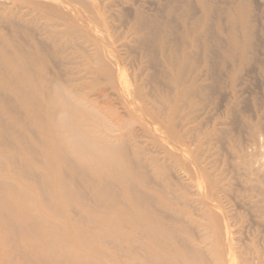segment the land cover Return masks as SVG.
I'll use <instances>...</instances> for the list:
<instances>
[{
    "label": "bare ground",
    "instance_id": "bare-ground-1",
    "mask_svg": "<svg viewBox=\"0 0 264 264\" xmlns=\"http://www.w3.org/2000/svg\"><path fill=\"white\" fill-rule=\"evenodd\" d=\"M109 2L0 0V20L16 18L28 38L24 47L0 29V223L6 230L18 224L39 230L40 243L65 231L78 241L69 245L61 236L79 264H150L162 247L170 258L160 260L159 254V264H210L204 254L214 264H264V234L248 231L249 243L234 236L244 217L232 213L229 203L231 194L250 201V213L264 226V197H257L264 160L232 147L234 170L245 169L234 192L223 166L198 149L220 133L215 126L224 124L223 114L204 130L195 117L213 89L206 79H216V62L233 66L227 115L241 69L253 63L264 76V56L253 45L264 10L254 19L253 0L225 7L215 0H172L164 19L135 7L133 22L114 37ZM6 132L38 183L23 180L15 169V153L2 146ZM75 180L94 200H84ZM182 232L186 240L178 237ZM27 245L42 262L66 263Z\"/></svg>",
    "mask_w": 264,
    "mask_h": 264
},
{
    "label": "rangeland",
    "instance_id": "rangeland-1",
    "mask_svg": "<svg viewBox=\"0 0 264 264\" xmlns=\"http://www.w3.org/2000/svg\"><path fill=\"white\" fill-rule=\"evenodd\" d=\"M106 1L108 2L112 1L111 3L110 2L108 3V6L106 8V15L108 17L109 23L111 22L110 23L111 27H113L111 32L113 31L112 34L114 35V37H117L119 34H123V32H125L127 28L130 26V24L133 22L134 20L133 14H134L135 7H140L148 15L153 16L156 14L157 15L161 14L162 19H164L162 12H164L165 8L172 0H101V2L103 3H105ZM231 1L232 0H228V1L227 0H215V3L217 5H220L221 7H225L226 5L230 4ZM252 4H253L252 9L254 11L253 18L255 19L261 13H263L264 0H253ZM194 9H195L194 14L199 13L198 11L199 9L197 6H194ZM221 20H222V24L224 28L227 29L228 25L226 22L225 15L221 16ZM258 27L259 28H257L255 31L253 45H254V50H256V53H258L257 54L258 57L263 58L264 39L262 37H264V34H263L264 33V22L262 24L260 23ZM0 29L4 32V34H6V37L12 40L14 43L21 44L24 47L28 46V38L25 33L26 27L24 26L23 23L18 22L16 18H10L9 16L2 18L0 20ZM213 32H215L214 29H213ZM35 37L41 38V35L35 32ZM117 42L119 43V41ZM258 46H261V48ZM122 51L123 53H125L124 49H122ZM230 67L232 68L233 66L232 64H229V63L223 67L219 64V62H216L214 64L212 74L214 73L216 74L215 77L218 81L215 78L214 80H211L210 78L206 79V84L208 85L212 84L213 89H211L212 91L210 90V92L208 93L209 95L207 99L204 100L202 104L196 106L197 109L195 112V117L197 118L196 120L198 122L202 120L200 123H201V127L203 128L202 130H204L206 128H211L213 125H216V123L214 122V119H216L218 116L221 117V115L223 114L222 116H224L223 117L224 124L221 123L215 126L219 130L220 133H218V135L215 138L206 139L205 140L206 143L204 142L205 144H203L202 142V144L200 145V148L198 149H199V152H202V150L205 149L204 153L206 154L204 155L203 152H202L203 155L201 153L200 154L204 158L208 159L209 162L214 160L216 163H218L217 165L220 164L219 166L221 165L223 166L224 174H227L230 177V183L232 185L233 191L237 192L242 187V184H240L236 178L239 175H242V173L245 172V169L240 167L237 170H234V167L232 164L234 160L236 159V157H234L236 156V153L235 151L232 150V147L235 145V147H240L242 150L246 151L247 153H259V156H260L259 159L264 160V151L263 149H261L262 147L259 146V141L261 143L263 141L262 139L264 138L263 137V133H264L263 132L264 131V76H262L259 73V71L256 68V65L253 63L252 64L249 63V65L247 64L241 69V71L239 72L237 76L238 78L236 79V81L238 82L235 81L233 83V89L234 90L236 89L235 103L233 104V107L231 108L232 111L228 113L227 115L225 114L226 111L224 107L228 103V100L231 98L230 94H231L232 86L230 85L231 83L228 78V73L229 71H231ZM204 76L202 75V77ZM216 102H217V105L214 106L213 104H215ZM67 113L70 115V110H67ZM120 113L124 114L123 111H121ZM197 115L199 116L197 117ZM136 130L138 133H141V130L138 126ZM259 133L262 135H260ZM72 134L75 137L81 136V135H74L76 134V132L73 129H72ZM219 134L222 136H220ZM8 139H9V134L6 132V135L5 134L2 135V141H3L2 146L6 147V149L12 150V153H15V158H14L15 159L14 160L15 169L19 172V175L21 176V178L26 181L28 180L31 182L38 183L41 180L39 175L36 176L33 173L31 174L27 171L28 168L25 167L24 163L18 160L16 144L15 146L13 144H10V142H8ZM261 163H263L264 165V161ZM215 174H218V172ZM172 175L173 174L171 172L168 173V176L172 177ZM73 186L76 191L82 194L86 202L89 203L90 199L94 200L93 198L94 196H89L90 190H88L84 185H82L79 180H75V183ZM258 191L261 192V195L259 196V193L258 194L255 193L257 194V197L258 198L259 197L261 198L262 196L264 197L263 195L264 185H262L261 188L259 187ZM257 197H256V200H257ZM253 199L255 198H252L251 201H254ZM229 200H230L229 203L232 205L231 206L232 213L234 214L238 213L244 217L242 224L239 223L236 225V228H237L236 231L238 232L237 233L235 232L234 236L238 235L237 237L242 239L241 242L244 241L246 243H249V239L251 238V232H254V228L261 231L263 235L264 226L261 225L258 221H256L249 211L251 207H248L249 204L247 202H250V201L247 200L246 202L243 199L242 200L238 199L237 197L234 196V194H231L229 196ZM150 203L153 204V207L156 206L154 205L155 204L154 202L150 201ZM70 214L72 217L71 219H73L74 221H77V219L80 218V214L76 210L70 211ZM51 215L55 218H58V215L56 214H51ZM0 221L3 222V219L2 220L0 219ZM240 228L242 230H238ZM6 229H7V226L0 223V253L5 256L4 259H0V264H53V263H50L48 260L47 261L45 260V262L40 261V258H38V256L36 255V251L31 250L30 247L27 245V243H29V245L32 244L33 247H35V249L36 248L41 249V252L44 257H45V254H50L51 257L54 256L56 258H60V257L65 258V262H66L65 264H79V262L76 260L77 257L73 259V255L70 256V254L67 251L68 247L64 244L65 241H63L61 238V236H64L65 238L67 237V233L65 231H59L60 233L62 232L61 234H57L54 232L53 233L54 235H52V233H49L46 235V237H44L43 243H40V238L38 235L39 230L31 229L29 226H23L22 224L13 226L11 230H6ZM248 231H251V232H248ZM240 234L242 236H240ZM55 235H58V236H55ZM186 236H187L186 233L182 232L180 233L178 237L182 238L183 240H186L187 239ZM247 239L248 241H246ZM115 241L118 243L117 239ZM164 241L165 239L162 240L161 242H164ZM66 242L69 245L78 244V241L71 239L70 235L67 237ZM166 250L163 247H162V250L161 249L155 250L154 256H151L152 261L150 262V264H159L158 263L159 260L157 258L159 254L163 255V257H161L160 260L166 257L170 258V255L168 254L169 252L167 253ZM86 252L90 253V251L86 250V251H82L81 253H79V255L83 256ZM108 252H109V249L107 253ZM122 253H125V252H122ZM87 256L90 259L92 258V256H89V255ZM204 257L206 258L205 260L207 262H210V264H214L215 260H213L214 259L213 257H210L209 255H205V254H204ZM47 259H48V255H47ZM71 260H75L77 261V263L71 262ZM179 264H184V262L181 261ZM185 264H191V263L185 262Z\"/></svg>",
    "mask_w": 264,
    "mask_h": 264
}]
</instances>
